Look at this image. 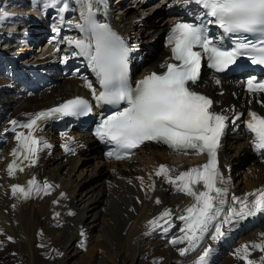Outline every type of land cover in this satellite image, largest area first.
Masks as SVG:
<instances>
[{
	"label": "snow or ice",
	"instance_id": "1",
	"mask_svg": "<svg viewBox=\"0 0 264 264\" xmlns=\"http://www.w3.org/2000/svg\"><path fill=\"white\" fill-rule=\"evenodd\" d=\"M82 5L80 19L75 28L84 34L83 39H69V46L73 57L83 56L89 67L95 73L101 90L86 82L85 87L92 92L93 98L99 104L112 105L116 108L110 115L103 118L96 130V136L103 142L113 145L114 149L107 153L109 158L123 159L129 150L140 147L146 142H156L169 147L174 152L185 155H206L207 162L203 165L188 169L173 177V171L166 165H160L156 176H163L170 184H176L178 191L193 198L186 209V215L179 219L185 221L181 229L185 233L183 238L170 241L172 244L188 242V248H181L183 256L198 246L204 233L209 227H214L213 240L223 238L226 233L222 230L225 224L232 225L248 217L258 214L264 215V189L248 193L244 199L233 196L232 200L238 207L227 209L222 219V205L225 203V189L218 185L224 183V176L219 167L218 152L222 147L221 140L229 121L226 114L230 110L217 112L213 101L207 95L196 90L201 79L202 60L206 57L208 67L216 72H224L237 62L241 56L248 55L253 64L264 65V0H183L182 7L189 2L198 6L201 11L195 16L199 22L177 21L170 29L167 43L171 46V57L160 65L163 72H151L139 80L135 87L129 83V49L107 24H99L94 19L91 0H79ZM171 5H169L170 7ZM45 7L57 9L58 13L69 10L68 0H47ZM7 16L5 13L0 20ZM60 22L64 21L60 15ZM210 25L222 30L218 37L210 35ZM53 33H59L58 25L52 26ZM235 36L234 47L230 49L222 46L225 36ZM249 36L256 38L255 42ZM55 39V37H53ZM59 50V49H58ZM68 55L63 57L66 62ZM220 84V80H215ZM247 92L264 97V80L255 77L246 81ZM223 93H221L222 95ZM264 107V99L257 100ZM121 105H126L121 107ZM92 111L90 103L81 98L68 100L56 108L36 113L28 122L19 126L29 131L16 132L18 147L13 149L14 159L8 164L7 172L13 176L19 166V157L36 163V155L40 151L41 140L33 134L39 128L38 122L49 118L75 117L87 115ZM251 117L246 122V129L252 134V144L264 153V115L249 111ZM236 119H239L237 116ZM11 129L15 132L18 121L12 120ZM8 131V129H5ZM66 151H72L66 143ZM142 179V178H141ZM36 184L35 178L28 181L29 188L12 185V194L27 199L30 189ZM200 186V187H197ZM52 186L47 182L43 191L48 194ZM37 188L36 191H40ZM248 196L253 199L249 200ZM55 203V201H54ZM160 203L159 199L156 201ZM59 215V214H57ZM171 215L165 210L160 217L149 221L152 228L159 227V221ZM213 221H216L213 224ZM264 237V234H261ZM11 240V237H9ZM211 249H205L199 257L198 264H205ZM252 251L264 252V239L259 243L242 245L235 250L234 255L244 264H256L250 259ZM260 264H264L261 257Z\"/></svg>",
	"mask_w": 264,
	"mask_h": 264
},
{
	"label": "bare ground",
	"instance_id": "2",
	"mask_svg": "<svg viewBox=\"0 0 264 264\" xmlns=\"http://www.w3.org/2000/svg\"><path fill=\"white\" fill-rule=\"evenodd\" d=\"M153 3L151 2L150 4ZM150 4H146V1H144L138 3L137 7L144 9V11L152 8V10H155L154 7L148 8ZM130 7L128 6L127 8ZM135 11L134 9L127 10L129 13ZM157 16L159 17V15ZM145 25L151 27L152 30L144 33L148 28H145ZM164 27L165 25L161 18L157 20L147 18L145 24L137 28V30L143 33L142 36L145 40L164 29ZM4 37H6V30L3 27L0 33V40H3ZM156 49L157 52L154 58L146 60L145 65L155 63L165 54V50L160 46L156 47ZM75 82L74 78L60 79L58 85L52 87L50 92H41L40 96L32 95L26 97L20 101V104L24 103L26 109L30 108L31 105L33 108L46 105L53 100V95L66 94L67 87L74 85ZM205 90L207 94L214 98L209 89ZM8 96V93L2 92V82L0 81V103L10 110L12 117L21 118L23 113H17V108L12 105V98ZM223 96L230 102H235L229 93L225 92ZM245 113H247L246 110ZM75 132L78 134V131ZM81 137L83 142L87 144V149L91 150L93 145L89 144L91 142L90 139L82 135ZM228 138L229 136L225 135V138L222 139V147L218 153L219 167L222 174L225 175V185L220 184L218 186L231 189V183H233L234 187L237 186L235 189L240 191L260 182L264 176V166L261 158L258 155H255L257 157H248L253 152L250 153L244 139L233 142L228 140ZM143 149L149 152L147 156H144L146 154L143 155L146 160V167L139 172L128 168L129 173H127L123 171L126 168H117L124 162H112L110 165L117 170L116 172L109 169V167L107 169L103 166L97 171L90 173L89 178L81 179L78 182L70 181L71 183H69V178L63 180L64 178L60 175L61 168L66 166L67 169L69 168L72 171L76 168L75 163L79 161L80 155L87 156L90 154L82 151V153L78 152L66 157V163L60 160L49 163L50 157H47L43 160L44 163L41 166L26 167L23 171H17L13 176L6 177V182L0 185V224L6 228L5 232L2 230L6 237L24 239L19 241L20 244L18 243L21 251L18 257L19 260L26 261L27 264L31 261L32 264H54L56 258L70 253V249L73 248L72 240L81 238V235L78 234L79 229L86 227L84 225L90 223L92 228L103 232L109 239L113 235L118 247H113L106 237L92 246H89L90 241H88L86 246H84L86 247L85 250H87L86 256L89 259L87 260L83 257L81 264H92V258L97 248L105 250L107 257L112 261H115L118 257L123 259L121 257L124 256L123 260L127 259L126 262L131 264L136 256L146 254L142 252L139 245L140 242L148 245L147 249L150 248L149 254L145 256V261L148 262L150 260L149 257L155 255L156 259H159L156 261L159 262L157 264L180 262L183 257H181L179 250L188 248V242L185 240L183 243L172 244L170 241L184 237L185 233L181 229L184 227L185 221L179 219V217L187 214L185 209L193 203V198L178 191L177 185L168 183L163 176H156V172L160 165H166L173 170L170 175L175 177L180 170L186 171L198 167L201 163L202 155L189 157L182 152L169 153L163 147L147 144L138 151V159L140 151H143ZM56 153L54 152L53 156ZM244 157L251 160L246 163V171L249 170L251 173H255V177H246L245 183L243 181L242 184H237V179H232L233 181H231L228 175L229 172L224 171V161L232 162L237 158ZM142 162L144 163V160ZM255 169L257 170L255 171ZM231 173L234 174L232 171ZM93 177H96V182L91 184L90 179ZM33 178H42L44 181L51 183L50 192L45 195H35L31 187L30 195L27 199L19 194L16 196L12 194V185H21L28 189V181ZM87 179L91 185L86 190L79 192L80 187L84 185ZM241 185L243 186L241 187ZM138 186H141L144 191L137 188ZM157 199L160 201L159 204L156 203ZM224 200L225 203L223 205L230 202L228 198L224 197ZM165 210H170L171 212V215L166 218L167 223L165 220H160L159 227L152 228L148 222L160 217ZM100 218L103 220L100 221ZM57 220L61 223L60 226ZM169 228L171 229L165 233V229ZM83 232L84 229L80 233ZM251 237H254V235H248V238ZM37 242L39 245H37ZM202 242L198 243L195 249L188 252L191 257L204 252L207 240L203 239ZM21 244H23L24 248ZM47 244L51 245L56 251V254L53 253L54 251L51 252L54 255V261L46 259L47 255H39L40 257L37 255L42 246H47ZM113 248L115 251H113ZM4 249H9V245L5 244ZM26 252L27 255L25 256L24 253ZM1 254L2 252H0V258ZM235 261L233 257L225 255L221 258L219 264H233ZM156 262H153V264H156Z\"/></svg>",
	"mask_w": 264,
	"mask_h": 264
},
{
	"label": "rangeland",
	"instance_id": "3",
	"mask_svg": "<svg viewBox=\"0 0 264 264\" xmlns=\"http://www.w3.org/2000/svg\"><path fill=\"white\" fill-rule=\"evenodd\" d=\"M157 45H158V42H157ZM148 152H149L148 150H146V149L144 150L143 149V151L140 152L139 159H137L135 161H132L131 163H128V164H120L121 166L120 167L118 166L117 168H119V169L121 167L122 168H126L123 171H125L127 173H129L128 172V168H132V169H134L135 171H138V172L140 170L143 171L144 168L146 167L145 166L146 160H145V157H143V155L146 154L144 156H147ZM60 159H58V160H60ZM78 160L79 161H77L75 163L76 164V168L73 169L72 171L69 168L67 169L66 166H65L66 168L64 167V168L60 169V175H62L61 177L64 178L63 180H67L69 178V183H71L72 181L73 182H78L81 179L89 178L90 173H93V172L97 171L100 167L104 166L107 169H108V167H109V169H112V165H110V164L105 165V163H103L98 157L93 156L91 154H89L87 156H85V155L81 156L80 159H78ZM142 160H144V163L142 162ZM61 162L64 163V161H61ZM65 163H66V161H65ZM242 165H244V164H242ZM242 165L236 164V160L234 162H232V172H234V174L228 173L231 181H232V179L235 180L238 177L237 180H236V183H237L239 177H241V175H243L244 171H246L245 166H242ZM249 168H250V165H249ZM68 171H69V174H68ZM238 172L240 174L238 176H236V174ZM246 174L247 175H251V173H249V172H247ZM78 175H80V176L77 177ZM245 180H246V178H244V183H245ZM88 182L89 181L87 179V181L84 183V185H82L80 187L79 192H82L83 190H86L92 183L96 182V177H93V178L90 179V183L91 184L88 183ZM130 183H132V181H130ZM240 183H242V181ZM231 184H232L231 185L232 187H230L231 189L237 187V186L234 187L233 183H231ZM146 185H147V183H146ZM243 185H241V187ZM137 188H139L141 191H144L141 188V186H138ZM101 220H103V219L100 218V221ZM57 223L59 224V226L61 225V223H59L58 220H57ZM84 226H86V227H82V229H79V231H78V234L81 235V238L80 239L79 238H77V239L75 238V239L72 240L73 248L70 249V251H69L70 253L68 255H66V256H60L59 258H56L55 259L56 261L54 262V264H79V263L81 264V260H82L83 257H85V259H87V260L89 259L86 256V254H87L86 251L87 250H85V248H86L85 246H86L87 242L90 241V245L89 246H92L96 242L102 241L104 239V237H106L103 234V232H100L96 228H92L90 223L85 224ZM89 228H91V229L89 230ZM5 229L6 228L3 225L0 224V252H2L1 258H0V264H27L26 261H20L19 258H18L20 256V254H21V251H20L18 243H19V241H22L24 239L16 237L15 239L11 238V240H9V237H6L5 234L2 232V230L5 232ZM83 229H84L85 233L84 232L80 233ZM106 238L109 240L108 242H110L113 247H116V248L118 247L116 245V240H115L113 235L111 236V239H109V237H106ZM5 244L9 245V249H4L5 248ZM202 244H203V242L201 243V246H202ZM21 245L23 247V244H21ZM37 245H39L38 242H37ZM45 245H43L41 250H39L40 252L39 251L37 252L38 253L37 255L38 256L39 255L40 256L47 255L46 259H48L50 261H54L53 253L56 254V251L54 250L53 247H51V245H49V244H47V246H45ZM77 245H78V247H77ZM139 245H140V248H141L143 253L149 254L150 248L147 249L148 245H146V244H144L142 242H140ZM45 251H47V252H45ZM113 251H115L114 248H113ZM43 252H44V254H43ZM51 252H53V253H51ZM24 254L26 256L27 252L24 253ZM146 254H141L139 256H136V258L133 260V262L131 264H151V263L153 264V262H156V261L159 260V259H156L157 257L154 255V256L149 257L150 260H148V262H147V261H145L146 260V258H145ZM121 258L124 259V256H122ZM24 259H26V258H24ZM123 259H120L118 257V258L115 259V261H112L110 258L107 257V254H106L105 250L97 248L96 253L94 254V256L92 258V260H93L92 264H130V263L126 262L127 259L126 260H123ZM151 259H152V262H151ZM31 262L29 264H32ZM157 263H159V262H156V264ZM43 264H48V263H43ZM164 264H167V263H164ZM168 264H170V263H168Z\"/></svg>",
	"mask_w": 264,
	"mask_h": 264
}]
</instances>
